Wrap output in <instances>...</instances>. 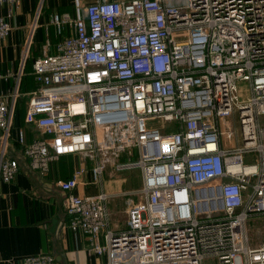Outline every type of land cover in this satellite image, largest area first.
<instances>
[{
  "label": "built area",
  "instance_id": "built-area-1",
  "mask_svg": "<svg viewBox=\"0 0 264 264\" xmlns=\"http://www.w3.org/2000/svg\"><path fill=\"white\" fill-rule=\"evenodd\" d=\"M21 0H0V6ZM52 18L55 53L33 64L25 128L13 133L20 88L0 95V179L20 158L48 175L53 162L80 165L61 181L68 227L107 264H264L248 221L264 215V0H72ZM0 14V42L10 34ZM22 67L18 79L23 73ZM18 83L19 80H18ZM237 116L242 143L234 138ZM255 152L257 160H247ZM141 170V200L128 226L110 227L107 169ZM88 172L91 178L81 182ZM20 264H59L54 255Z\"/></svg>",
  "mask_w": 264,
  "mask_h": 264
},
{
  "label": "crops",
  "instance_id": "crops-1",
  "mask_svg": "<svg viewBox=\"0 0 264 264\" xmlns=\"http://www.w3.org/2000/svg\"><path fill=\"white\" fill-rule=\"evenodd\" d=\"M66 12L74 13L72 0H21L19 5L5 3L0 6V14L12 27L7 38L0 42V95H9L19 84L21 95L16 105L13 133L16 135L19 128H25L28 142L36 136L25 122L28 93L38 85L33 64L45 53L56 52L61 37L52 18L57 13ZM26 51L23 73L18 79ZM10 154L21 160L20 170L13 180L0 179V264H20L26 256L40 253L54 255L59 264H107L106 255L88 253L89 239L84 233L68 227L67 193L60 182L69 178L73 169L80 165L79 158L67 156L55 161L50 173L42 175L30 168L15 141L10 146ZM105 172L102 185L88 187L81 183L74 193L82 196H94L103 190L109 193L110 227L122 230L128 226V209L135 202V199L126 197L133 189L123 188L130 176L121 177L111 169L109 173L112 178L116 177L114 184L117 187L112 184L107 188ZM90 178V173L83 172L80 181ZM251 244L253 247L260 245H254L252 239ZM204 264H218V260L208 257Z\"/></svg>",
  "mask_w": 264,
  "mask_h": 264
},
{
  "label": "rangeland",
  "instance_id": "rangeland-1",
  "mask_svg": "<svg viewBox=\"0 0 264 264\" xmlns=\"http://www.w3.org/2000/svg\"><path fill=\"white\" fill-rule=\"evenodd\" d=\"M231 126L234 130V138L231 141H226L229 145H234L238 146L242 143V137H241V127L238 122L237 116H233L231 118ZM247 160H252L256 161V153L253 152L251 154L246 155ZM111 169H107L105 172V184L106 187L114 184L116 182V177L112 178L111 173H109ZM120 174L121 177L123 176H130V181L126 183L123 187L125 189H133L130 192L127 193V198L131 197L135 199V202H138L141 200V196L138 194L139 189L142 187L143 180H142V174L141 170L136 169V170H128V171H122V172H117ZM116 184H114V188H116ZM248 230L250 237L252 239V243L254 245H259L263 239H264V215H255L251 217L248 221Z\"/></svg>",
  "mask_w": 264,
  "mask_h": 264
}]
</instances>
